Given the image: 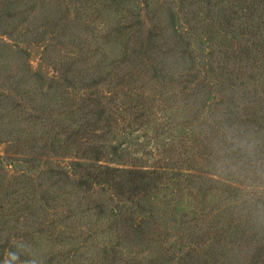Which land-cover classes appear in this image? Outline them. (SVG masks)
<instances>
[{
  "label": "rangeland",
  "instance_id": "1",
  "mask_svg": "<svg viewBox=\"0 0 264 264\" xmlns=\"http://www.w3.org/2000/svg\"><path fill=\"white\" fill-rule=\"evenodd\" d=\"M252 2L0 0V264H187L264 190Z\"/></svg>",
  "mask_w": 264,
  "mask_h": 264
},
{
  "label": "trees",
  "instance_id": "2",
  "mask_svg": "<svg viewBox=\"0 0 264 264\" xmlns=\"http://www.w3.org/2000/svg\"><path fill=\"white\" fill-rule=\"evenodd\" d=\"M252 1L251 8L254 10L251 15L264 4V0ZM247 52L253 53V56L259 53L254 43L248 47ZM251 116V122L260 118L254 111ZM234 125L236 123L231 122V118H224L218 126V140L222 144L229 143L228 148L234 146L233 130H230ZM246 157L243 153L236 163L242 165ZM225 186L224 191L229 192L231 197L219 208L221 211L217 223L214 224V231L208 237L198 238L199 245L195 255L187 254L183 257L187 264H232L229 253L234 249L233 245H236L240 253H244L249 264H261L264 261V190L245 193L243 188L236 185Z\"/></svg>",
  "mask_w": 264,
  "mask_h": 264
}]
</instances>
